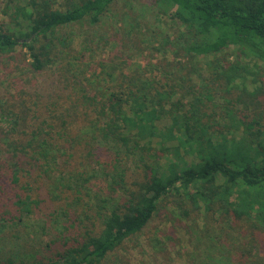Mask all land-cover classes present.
<instances>
[{
  "label": "trees",
  "instance_id": "16d2710c",
  "mask_svg": "<svg viewBox=\"0 0 264 264\" xmlns=\"http://www.w3.org/2000/svg\"><path fill=\"white\" fill-rule=\"evenodd\" d=\"M116 1L15 0L9 23L0 21V65L19 54L29 59L33 72H41L58 55L74 52L63 29L77 23L96 27ZM156 1L172 8V19L181 25L161 47L170 54L162 58L161 76L141 77L145 66L126 72L120 68L124 62L102 58L71 89L65 83L55 98L42 100L24 89L0 95V122H5L0 126V191L13 190L0 215V264H102L148 225L161 203H171L180 217L198 219L202 228L195 221L192 227L199 233L224 222L237 233L234 242H242L244 254L224 244L221 260L229 263L217 264H264V0ZM230 48L232 61L225 53ZM241 58L263 65H242ZM65 68L67 74L69 65ZM203 68L216 79L214 91L236 96L222 97L221 105L209 108L212 87L203 86V80L197 87L194 83ZM241 73L256 80L250 92L232 85ZM70 77L75 80L76 74ZM237 104L249 105L251 113L242 106L237 110ZM163 119L170 121L169 129H158ZM233 129L241 134L230 133ZM154 140L163 151L175 142L170 149L175 160L166 173L155 169L154 158L163 151L151 155ZM101 151L111 153L107 162L98 160ZM181 151L191 156L190 165L183 163ZM92 157L108 197L90 217L92 228L55 249L56 240L37 249L24 247L26 240L18 244L17 233L44 203L57 206L53 222L67 218L65 231L89 220L85 210L80 213L85 206L81 180ZM129 161L136 166L130 180L123 164ZM230 250L236 253H226Z\"/></svg>",
  "mask_w": 264,
  "mask_h": 264
},
{
  "label": "rangeland",
  "instance_id": "374dc122",
  "mask_svg": "<svg viewBox=\"0 0 264 264\" xmlns=\"http://www.w3.org/2000/svg\"><path fill=\"white\" fill-rule=\"evenodd\" d=\"M13 4H15V0H0V21L4 24L9 23L10 8L13 7ZM6 6L9 9L7 15L5 14ZM172 12V8H162L156 0H117L111 6L109 13L103 17L96 27H90L85 23H77L63 29L64 33L62 32V35L69 34L73 40L72 48L74 52L66 51V54H57L59 58L55 63L47 66L41 72H33L27 65L29 59L23 61L19 54L15 55L14 59H4L2 61L3 65H0V95L6 97L8 92L12 93L15 89H24L26 92L31 93L33 97L38 93L41 95L42 100L55 98L59 95L58 93L65 83L67 89H71L72 84L89 75L102 58H112L114 61L124 62V65H121L120 68L126 67V72L129 69H136L138 66H145L144 71L139 70L141 77L161 76L163 72L162 58L167 57L170 59L168 49H161V47L166 39L176 36L181 31L180 23L171 17ZM99 37L105 38L107 43H104L103 39H98ZM154 47H158L159 50H155ZM17 51H19V48H17ZM225 53L230 54L229 61L234 59V49H227ZM199 61L204 62V58H200ZM241 62L242 65H248L249 67L254 63L257 65L262 64L261 61L253 58L244 60L241 58ZM67 65H69V71L65 74L63 70L66 69ZM71 74H76L75 80L70 77ZM199 74L200 77L194 80L195 87L201 84L200 82L203 80L202 85L208 88L212 87L213 90L214 96L211 95L210 102H206L209 108L221 105L219 103L223 101L222 97L230 98L235 95L234 91H232V95H225L226 93L219 90L214 91L217 86L216 79L210 80L206 68L201 69ZM241 74V78L232 85L237 86L238 91L245 88L250 92L255 86L256 80L251 76H245L244 73ZM241 106L244 107L247 114L251 113L249 105ZM241 106L237 104L235 108L241 110ZM263 106L261 110L264 115ZM236 117L235 114L232 115L233 120ZM3 124L5 125V122H0V126L3 127ZM261 125L264 127V117L261 120ZM157 127L160 130L169 129L170 121L163 119L157 124ZM230 133H236L239 136L241 131L233 129ZM156 141L150 143L151 155H155L154 150L163 151ZM212 142L211 144L214 145L215 143ZM173 146H175V142H168L165 150L161 152L162 154H158L157 160L154 158L156 170H162L166 173L168 163L174 162L175 158L170 153ZM110 154L105 151L98 152L100 163L102 161L107 162ZM181 156H183V163L190 165L191 156L183 151H181ZM94 162L95 159L92 157L81 180L83 186L81 198L83 197L82 201H85V206L82 207V201L79 202L82 207L80 213L85 210L89 220L84 218L83 222L79 221L78 223V219L70 215L72 220L76 219L77 222H72L73 227L65 231V227L67 228L68 225L67 218L60 217L56 222H53L52 213H55L57 206L51 208L49 203H44L40 206L36 215L31 216L25 222L28 227L17 233L19 237L18 244H22L23 240H26L24 247L28 249L35 247L37 249L44 244H50L52 240H56L55 244H51L55 249L56 247H62L65 242L64 239L67 237L71 238L85 228H92L93 220H90V217L95 214L99 201L108 198L105 183L98 172V168H95ZM123 164L127 169L128 180L136 176L135 165L130 161ZM136 164L138 165V163ZM12 191L11 188L5 189L4 187L0 191V215L10 204L9 198ZM41 194H44L43 190ZM198 205L200 204L198 203ZM181 208L185 210L189 206L181 205ZM193 221L196 222L198 229L202 228V224L198 219L188 220L183 216L180 217L171 203H161L148 225L139 234L125 240L119 248L108 254L102 264H217L218 261L229 263L226 258L224 261L221 260L223 250L226 251L225 249L229 246L231 250H237L238 255L240 253L244 254L242 253V242L237 240V245L234 242L237 233L228 230L226 222L207 227V232L203 229L199 233L198 230L193 228ZM41 226L45 228L42 229ZM13 233H16V230ZM224 244H226V248ZM257 244L263 245L262 243ZM233 247L235 248L233 249ZM231 250L226 253L231 255L236 253ZM247 258H250V256H246L244 260ZM248 264H257V262L252 260Z\"/></svg>",
  "mask_w": 264,
  "mask_h": 264
}]
</instances>
